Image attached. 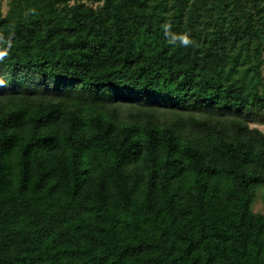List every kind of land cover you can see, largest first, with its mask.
Returning <instances> with one entry per match:
<instances>
[{"label": "trees", "instance_id": "16d2710c", "mask_svg": "<svg viewBox=\"0 0 264 264\" xmlns=\"http://www.w3.org/2000/svg\"><path fill=\"white\" fill-rule=\"evenodd\" d=\"M2 1L0 264H264V0Z\"/></svg>", "mask_w": 264, "mask_h": 264}, {"label": "rangeland", "instance_id": "374dc122", "mask_svg": "<svg viewBox=\"0 0 264 264\" xmlns=\"http://www.w3.org/2000/svg\"><path fill=\"white\" fill-rule=\"evenodd\" d=\"M82 1L88 2L87 0ZM2 6L3 10H6L7 0L2 1ZM250 127L264 131V123H250ZM254 210L263 211V201L261 198H259L258 201L255 203Z\"/></svg>", "mask_w": 264, "mask_h": 264}]
</instances>
